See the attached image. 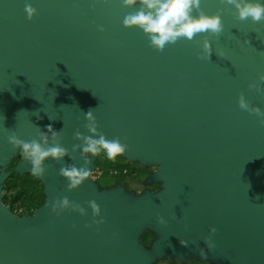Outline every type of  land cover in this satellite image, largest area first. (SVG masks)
<instances>
[{
    "label": "water",
    "instance_id": "water-1",
    "mask_svg": "<svg viewBox=\"0 0 264 264\" xmlns=\"http://www.w3.org/2000/svg\"><path fill=\"white\" fill-rule=\"evenodd\" d=\"M200 9L221 15L218 36L159 49L124 27L134 9L120 0H0V168L19 150L12 134L28 142L43 132L51 143V125L68 151L45 161V203L28 216L2 204L0 173V264H149L136 244L145 227L162 235L159 255L264 264V125L238 104L242 94L264 112V21L238 20L221 0ZM90 110L98 134L126 143L123 158L159 166L150 182L162 192L135 206V221L122 192L99 196L86 182L70 190L60 175L93 169L75 137L93 136ZM18 172L31 173L25 159Z\"/></svg>",
    "mask_w": 264,
    "mask_h": 264
},
{
    "label": "clouds",
    "instance_id": "clouds-1",
    "mask_svg": "<svg viewBox=\"0 0 264 264\" xmlns=\"http://www.w3.org/2000/svg\"><path fill=\"white\" fill-rule=\"evenodd\" d=\"M120 2L125 8L134 9L124 17V27L141 30L149 42L159 49H164L167 45L174 44L181 38L191 41L198 34L207 33L218 36L223 31L221 15L219 13L215 15L205 14L200 9L201 0H120ZM221 3L231 6L235 10L234 15L238 20L251 19L253 23L264 21V0H221ZM194 9L198 15H193ZM24 11L29 20L36 15V10L31 3H25ZM100 30L103 31L102 28ZM203 48L206 53L203 58L210 59L211 45L207 39L204 40ZM218 55L223 56L224 53L221 51L218 52ZM259 79L264 81V75L260 76ZM249 87L254 88L257 92L262 91L255 84H251ZM238 104L241 110L255 114L260 118L261 125H264V112L258 107L250 106L242 94ZM85 119L88 121L86 127L93 136H83L77 131L75 137L77 140L83 141L81 152L86 163L89 162L87 159L89 156L106 155L111 160L125 152L127 145L120 138L116 137L109 140L103 134H98L96 120L91 110L85 113ZM46 127L47 132L51 133V143L48 135L43 132L39 134V140L32 139L28 142L20 140L15 134L7 137L8 143L19 149L24 159L31 166L32 175L36 177L44 175L45 161L49 159L61 161L68 155L67 149L59 143L60 133L55 131L51 125ZM60 175L68 180L71 190L82 185L88 179L90 171L86 167L69 166L62 167ZM61 206H68L66 198L61 202ZM92 207L98 213L99 209L95 202H92ZM53 210L55 211V207ZM215 231L216 229H211L212 233ZM205 242L208 243L207 240ZM208 246L209 249L215 247L210 243Z\"/></svg>",
    "mask_w": 264,
    "mask_h": 264
},
{
    "label": "rangeland",
    "instance_id": "rangeland-1",
    "mask_svg": "<svg viewBox=\"0 0 264 264\" xmlns=\"http://www.w3.org/2000/svg\"><path fill=\"white\" fill-rule=\"evenodd\" d=\"M80 154L84 157L82 152ZM87 158L92 159L93 169L85 182L92 184L99 196L105 195L109 198L114 193L122 192L127 197L126 205L130 211L128 219L131 221L138 219L133 212L135 206L154 199L162 192L160 184L150 182L158 170L157 164L143 159L128 160L121 155L111 160L106 155ZM23 159L18 150L0 168V173L8 175L2 186L1 202L17 217L31 215L45 203V188L40 179L32 173L18 172ZM143 229L136 244L141 253L150 257L149 264H197L193 261L194 257L183 260L157 254L156 246L163 239L162 235L153 228Z\"/></svg>",
    "mask_w": 264,
    "mask_h": 264
},
{
    "label": "crops",
    "instance_id": "crops-1",
    "mask_svg": "<svg viewBox=\"0 0 264 264\" xmlns=\"http://www.w3.org/2000/svg\"><path fill=\"white\" fill-rule=\"evenodd\" d=\"M191 257H194L193 261L197 264H222L219 261L214 260V259H202V258H198L195 256H189L187 259H189Z\"/></svg>",
    "mask_w": 264,
    "mask_h": 264
}]
</instances>
